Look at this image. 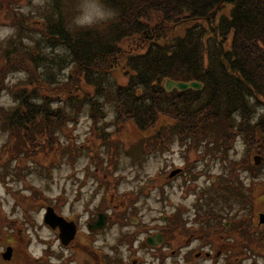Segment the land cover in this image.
<instances>
[{"label":"trees","instance_id":"16d2710c","mask_svg":"<svg viewBox=\"0 0 264 264\" xmlns=\"http://www.w3.org/2000/svg\"><path fill=\"white\" fill-rule=\"evenodd\" d=\"M103 1L119 12L93 28H71L59 5L58 17H46L42 38L58 46V52L46 53L39 41L26 45L25 54L8 52V66L21 67L30 87L16 91L7 119L11 137L4 150L5 169L14 158L75 150L74 143H63L57 134L72 118L69 104L87 102L100 128L98 120L107 111L99 94L109 90L102 81L118 68L124 69L126 81L110 93L113 123L148 132L150 146L169 145L176 134L188 136L187 144L194 147L208 138L214 143L217 137L209 134L219 130L223 146L241 132L249 147L264 156V113L258 114L252 102L255 98L264 105V0ZM182 26L184 33L174 36L173 30ZM18 42L16 51L23 47L21 36ZM66 52L72 64L59 79L54 69L67 68ZM2 76L5 81L7 75ZM167 79L196 80L203 87L168 91ZM111 135L106 131L102 138Z\"/></svg>","mask_w":264,"mask_h":264},{"label":"rangeland","instance_id":"374dc122","mask_svg":"<svg viewBox=\"0 0 264 264\" xmlns=\"http://www.w3.org/2000/svg\"><path fill=\"white\" fill-rule=\"evenodd\" d=\"M102 2L110 7L103 0ZM79 3L80 0H0V74L7 75L5 81L0 76V208L5 211L4 214L0 213V252L7 249V243L11 244L16 240L17 249H27L33 255L40 257L46 254L47 258H53L51 256L58 254L59 248L58 225L54 229L44 221L43 213L36 212L40 205L57 208L58 194H65L67 191L76 205L70 204L69 209L84 210L86 219L89 210L84 208V201H94L97 190L104 188L98 183H105L110 179L116 184L114 195L119 197L151 182L149 179L152 175L156 177L152 186L146 188L145 192L138 191L140 193L136 195V206L133 207L137 211L129 214L128 211L118 212L129 217L125 221L131 222V217H138L142 223H147L162 212L174 213L175 220L185 228V231L175 228V235L184 239L189 227L201 228L205 225L201 218L207 219L210 215L211 223L222 222L223 225L229 221V225L222 231L215 227V232L199 229L194 236L205 233L210 238H218V242L235 243V250L232 252L234 260L238 257L237 261H242V264H264V221L260 228L257 226L259 212H264V156L256 147H249L241 132L235 133L229 142L224 141V146L217 133L219 130L209 134V137H217L214 143L208 138L194 147L187 144L188 136L176 134L170 138L169 145L155 143L150 146L147 141L148 132L141 131L134 124L119 127L113 123L115 103L109 98L110 93H115L117 86L126 81L123 68L107 74L102 85L109 90H105L102 95L97 93L104 101L103 108L107 111V115L98 120L100 128L95 125L87 102L84 105L69 104L66 107L72 118L68 121V127L59 128L57 134L63 143H74L75 150L70 147L66 151L14 158L7 162L8 169L4 168L3 161L8 158H4V150L11 137L7 119L16 104V91L24 86L30 87L28 76L21 67L8 66V52L15 49L14 52L18 54L24 53L26 45L32 47L38 41L46 53L58 52V46L52 47L42 38L45 19L58 17L59 5L69 26L76 28L72 20L78 12ZM112 9L118 14L117 9ZM222 10L227 12L228 8ZM184 29L182 26L173 30L174 36L183 34ZM20 36L21 43L24 44L16 51L15 47L20 46ZM172 36L169 35L168 38ZM24 54L21 57H25ZM65 56L67 68L62 72H58V67L54 69L59 79H62L63 71H67L72 64L67 52ZM79 93L78 98H82L83 92ZM252 102L257 109L264 108L263 103L256 102L255 98ZM163 120L165 123L170 122L166 117ZM106 131H113V135L104 141L102 137ZM152 132L155 134V129ZM72 155L75 156L71 157ZM256 155L260 156L257 164L254 162ZM181 165H186L183 168H187L183 176L171 179V169ZM105 174H109L107 178ZM32 186L38 187L41 193L32 190ZM77 196L81 200L77 201ZM17 215L30 216L39 223L27 230L33 238L26 239L25 234H13L16 230L12 229L8 219H17ZM244 216L248 219L243 220ZM249 237L252 241L245 242ZM240 241L245 245L239 247ZM239 248L243 253L239 252ZM8 249L12 252L11 248ZM71 251L69 249L64 253ZM6 255L10 256L8 252ZM25 255L24 250L19 253L18 259ZM1 259L5 258L0 255V264L23 263H7ZM45 263L50 264L51 261Z\"/></svg>","mask_w":264,"mask_h":264},{"label":"flooded vegetation","instance_id":"af4514ba","mask_svg":"<svg viewBox=\"0 0 264 264\" xmlns=\"http://www.w3.org/2000/svg\"><path fill=\"white\" fill-rule=\"evenodd\" d=\"M71 160L74 162V159ZM183 170L173 179L181 176ZM108 175L105 174V177L107 178ZM152 177L151 175V182L145 183L143 188L138 186L137 188L140 189L127 191L119 197L114 195L116 184L110 179L105 183H98L104 188L97 190L94 201H84V208L89 210L86 219H84V210L69 209L70 204L76 206L70 194L67 191L65 194L60 192L58 208H56V211L58 210V254L52 255L51 259L46 258L45 255L39 257L29 253L27 249H17V241L14 240V243L6 245L7 249H12L10 256L4 254L7 249L1 250L0 255L5 258L1 260L7 263L23 262L21 264H46L47 261H51L50 264H79V262L85 264H242V261H237L238 257L233 259L232 252L235 250V243L218 242V238H210L205 233L194 236L199 229L205 231L209 229L215 232L216 227L217 230L222 231L229 225V221L222 225V222L211 223L210 215L207 219L201 218L205 225L201 228L189 227L184 239H179L175 235V228L183 231L185 228L175 220L174 213L162 212L161 215L154 216L147 223H142L138 217H131V222L125 221L129 217L118 212L128 211L129 214V212L137 211L133 207V205L136 206V195L152 186ZM133 192L135 194L132 195ZM77 198V201L81 200L80 196ZM116 198L119 199L116 200ZM4 212L0 208V213L4 214ZM36 212L38 214L42 212L44 218L46 207L40 205ZM6 215L8 216L7 213ZM213 215L216 216L215 213ZM245 218L248 219L244 216L243 220ZM9 222L13 226L12 229L16 230L13 234H25L26 239L33 238L32 234L28 233V228L39 225L26 215H17V219L9 217ZM261 223L258 219L259 228ZM262 234L264 236V231ZM228 240L232 241L230 238ZM250 241H252L250 237L245 240V242ZM243 245L245 244L240 241L239 247ZM69 249H72L70 253H64ZM18 250L19 253L25 250L24 258L18 259ZM238 250L243 253L240 248Z\"/></svg>","mask_w":264,"mask_h":264},{"label":"clouds","instance_id":"9594fccd","mask_svg":"<svg viewBox=\"0 0 264 264\" xmlns=\"http://www.w3.org/2000/svg\"><path fill=\"white\" fill-rule=\"evenodd\" d=\"M116 18L114 9L107 7L102 0H80L78 12L72 23L77 29H89L110 22ZM264 113V108L257 110Z\"/></svg>","mask_w":264,"mask_h":264},{"label":"water","instance_id":"95a60500","mask_svg":"<svg viewBox=\"0 0 264 264\" xmlns=\"http://www.w3.org/2000/svg\"><path fill=\"white\" fill-rule=\"evenodd\" d=\"M203 84L199 81H190V82H185V81H174L172 79H168L165 82V87L167 90H172L173 88H177L179 90H185L187 88H193L196 90H200L202 88ZM255 161L256 163H259L260 161V156H255ZM175 173V172H173ZM46 220L49 224H52L53 227H56L58 225V215L54 212L53 208L50 207L48 208V212L46 214ZM260 220L264 221V214L260 215ZM64 222V221H63Z\"/></svg>","mask_w":264,"mask_h":264}]
</instances>
